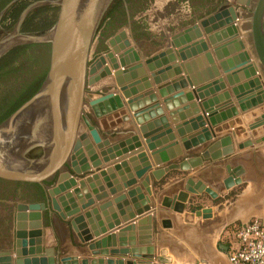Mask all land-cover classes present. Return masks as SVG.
<instances>
[{
  "label": "water",
  "instance_id": "95a60500",
  "mask_svg": "<svg viewBox=\"0 0 264 264\" xmlns=\"http://www.w3.org/2000/svg\"><path fill=\"white\" fill-rule=\"evenodd\" d=\"M16 1L12 0L0 12V19L5 10ZM112 1H36L20 14L13 29L0 38V59L18 46H49L48 69L39 89L0 123V180L46 186L45 193L51 206L49 214L57 213L74 232L90 227L93 235L88 236L85 242L89 243L87 248L92 254H96L93 251L101 245L98 240L91 242L92 238H98L106 233V230H102L101 233L95 232L94 218L96 220L99 218L98 211L105 215V208L112 211L111 201H107L109 197L129 190L127 196L137 195L140 199L141 209L137 208L136 216H141L150 209L147 197L151 194L150 178L158 181L169 170L179 169L187 172L201 166L203 160L217 161L233 154L230 137L225 136L212 141V135L207 133L204 137L210 144L199 157L185 158L177 164L161 168L157 157L170 146H166V149L162 147L172 145L177 148V145L173 144L175 136L171 134L169 126L164 125L168 129L165 132L168 136L165 138L166 134L159 132L161 130L151 131L152 125L146 124L150 113L156 110L160 114L162 111L160 103L144 107L149 97L151 102L156 103L154 92L148 91L151 87L149 77L158 86L161 85L159 79L165 77L173 78L183 72L189 77L188 80L191 82L189 81L188 87L191 91L185 92L188 103H185L180 92L162 101L176 130L194 117L199 121L200 117H206L209 124L219 125L233 116L250 112L264 104V92L261 90L264 86L260 80L261 78L264 80V0H256L252 4L247 52H243L245 49L243 42L236 40L233 42L235 51L231 50V46L228 48L229 53L220 47L219 42L222 38L238 35V28L233 23H236L240 16L236 14L234 8H230L231 18L227 23L214 26L215 31H220L214 35L210 29H206L204 31L206 39L201 38L203 34L199 25L195 24L171 36L165 48L155 55L141 58L131 46L126 33L121 31L107 41L108 51L90 63L91 48ZM237 3L249 7L251 0H236ZM40 6L58 8L54 25L41 35L22 33L21 27L26 15ZM220 11L200 23L203 25L217 18ZM195 38L198 42L194 40ZM203 43H206V46L201 48L199 45ZM209 65V69L202 70L204 66ZM245 66L247 68L243 71L232 72ZM199 69L202 70L201 73ZM95 72L98 73L93 75ZM147 73L150 74L149 77ZM222 74H225L224 79H220ZM256 75L257 78L249 80ZM110 78L117 92L96 96L86 91L95 83ZM245 79L248 81L244 82ZM180 80L186 87L183 79ZM224 81L230 90L219 94L226 89ZM205 83L206 86L199 88ZM209 83L212 84L208 85ZM157 90L162 98L165 97L161 88ZM232 97L237 101L236 107L229 104ZM178 100L184 104L182 109L177 106ZM219 103H222V106H226L227 103L225 111L216 109L215 106ZM86 106L90 108L95 119L112 115L127 106L133 113L132 116L139 127L138 132L150 153L153 165L157 167L156 170L152 171L150 176L146 175L152 169L151 163L146 154L142 153L141 144L136 141L134 135L129 134L130 139L113 144L103 139L84 115ZM173 107L176 112H171ZM163 121L166 123V119ZM200 126H204V123L201 122ZM125 144L128 145V149L123 148ZM185 146L189 148V145ZM244 147V143L238 145V149ZM219 149L221 151H218ZM133 150L135 151L132 152ZM138 161L143 164L142 168H139ZM131 168L135 173L133 176ZM116 172L121 185L116 179ZM123 173L127 174L126 180L122 176ZM243 173L240 167L233 170L230 178L224 182L225 188L240 185ZM52 180L54 181L51 185H46ZM138 180L139 186L133 188ZM188 183L191 185L192 180H188ZM142 190L146 192V197ZM187 191L193 195L204 192L212 198L216 197L211 189L200 183L194 188H188ZM125 197L123 194L113 199V202L117 204ZM45 207L44 203L17 204L13 250L15 264H22L21 261L26 259L44 257L49 258V264H57L50 260L54 253L53 249L45 248L41 237V230L45 224L43 216ZM208 212L198 210L195 216L207 217ZM134 217L135 215L130 213L129 219L132 220ZM151 220V216H144L137 220L136 225L141 226ZM128 221L125 220L126 225L119 228V234L135 229V224L133 222L127 224ZM118 225L116 223V226ZM109 228L112 229L113 226L109 225ZM162 228H171V223L162 222ZM149 251L151 254L146 258L151 260L154 256L152 250ZM62 262L65 264L67 260L60 263Z\"/></svg>",
  "mask_w": 264,
  "mask_h": 264
},
{
  "label": "crops",
  "instance_id": "0c3cea01",
  "mask_svg": "<svg viewBox=\"0 0 264 264\" xmlns=\"http://www.w3.org/2000/svg\"><path fill=\"white\" fill-rule=\"evenodd\" d=\"M224 8L222 7L220 9V15L217 18L207 21L203 25L200 22L196 23L199 25L201 34H203L201 38L206 39L207 35L204 32L206 29H210L212 35L218 32L219 30H214V26L220 23H227V20L231 18L230 8H234L236 14L240 16L236 21L238 35L236 37H230L228 35V38H222L219 42L220 47L225 48L229 53L228 48L231 46V50L235 51L233 49V42L236 40L243 42L245 46L243 52H247L248 30L246 31L244 27H248L247 29H249V25L247 24V26L243 27V19L244 14L247 13L245 10L249 7L238 3L236 4V0H228ZM188 27L190 25L171 32L166 39H163V42L158 40V42H161L160 46L154 45L151 47V50L149 49L150 46L146 47L143 45L141 47L142 50H140L139 47L134 45L135 51L138 52L141 58L155 55L165 48L171 36ZM113 36L112 34H107L100 37L97 34L91 48L90 56L92 55L94 59L108 50L106 43ZM194 40L198 42L197 38ZM205 44L203 43L199 46L202 48L206 46ZM175 56L176 58L178 57L176 53ZM209 68L210 65L207 67L204 66L202 70L206 71ZM246 68L247 66L235 69L232 72L237 73ZM202 70L199 69V73ZM97 73L95 72L93 75ZM147 75V77L150 76L148 73ZM224 76L225 74H222L220 79H224ZM257 77V75L250 77L249 80ZM188 78L186 73L183 72L180 76L159 79L161 80V85L158 86L149 77L151 87L148 91L154 92L156 103L151 102L149 97L146 99L148 103H146L147 105L144 104V107L160 103V109L162 111L160 114L156 110L150 113L146 124L152 125L151 131L157 132L161 130L159 131L161 133L166 132L167 127H164L165 124L169 126L168 129L172 130L171 134L175 136L173 144L177 145V148H174L172 145L162 147L166 149V146H170L166 150H163V153L157 157L161 163L160 167L165 168L169 164H177L185 158L199 157L210 144L206 142L204 137V134L207 133L212 135V141L219 140L225 136L230 137L233 154L217 161H211L210 159L203 160L201 166L187 172L179 169L169 170L158 181L150 178L151 194L147 196L145 194L146 192L142 190L144 196H147L149 199L148 205L150 209L141 216H136V210L141 209L140 199L137 195L127 196V191L129 190H123V193L109 197L107 201H111L110 208H112V211H109V208H105V215L101 211H98L97 215L99 218L97 220L94 218L95 232L101 233L102 230H106V233L101 234L98 238L91 237V242L98 240L101 243L100 247L93 251L96 254H92V251L87 248L89 243L85 242L88 236L93 235L89 226L84 230L74 232L68 223L61 220L57 213H54L51 224L46 221L43 230H41L43 246L47 249H53L54 253L50 258L52 262L63 264V262H60L67 260L65 264H83V262H86V264H92L91 262H95V264H230L227 256L237 247L234 234L236 228L252 219H264V104L250 112L238 114L235 117L233 116L219 125L213 126L209 124L206 117H200V121L194 117L189 119L185 125L181 124L180 129L176 130L170 122V113L164 108L162 101L164 98L172 97L180 92L183 94L185 103H188L185 94L187 90L191 91L188 87L191 81ZM164 79H166L165 82H162ZM180 79H183V82L187 85L186 87L181 84ZM260 80L263 81L264 86V80L262 78ZM247 81L248 79H245L244 82ZM111 84H113V80L104 79L89 87V92H92V94H101V90L104 92L106 90L105 86ZM210 84L212 83L208 85ZM224 84H226V81H224ZM203 86H206V83L199 88ZM158 88L162 89L161 91L165 97L162 98L160 96L157 90ZM228 90L230 88L226 84V89L219 94L225 91L227 92ZM261 90L264 92V89ZM113 92L115 93L117 91ZM236 102L232 97L230 103H228L236 107ZM225 105L227 106V103ZM177 106L179 109H182L184 104L178 100ZM226 106H222V103H219L215 107L218 111L220 109L225 111ZM172 111L176 112L175 107H173ZM132 114L127 106H125L121 111L98 121V127L105 133L114 132L117 134L113 140L109 139V142H112V144L113 142H123L125 139H130L129 134L134 135L137 138L136 141L141 144L140 149H142V153L146 154L148 161L151 163L152 169L146 173L147 176H150L151 172L156 170L157 167L153 165L150 153L143 143V139L138 132L139 127ZM163 119H166V123ZM201 122L204 123V126H200ZM167 136L168 134L165 135V138ZM243 143L245 147L238 149V145ZM132 144L134 145L135 143ZM185 145H189V148ZM123 148L128 149V145L125 144ZM218 151H221V149ZM138 164L139 168L143 167L140 161H138ZM238 167L244 171L240 177L241 184L226 189L224 182L230 178L231 172ZM130 170L133 176L135 173L132 168ZM122 176L126 180L127 174L123 173ZM116 179L121 185L122 183L117 172ZM188 180H192L191 185L188 183ZM198 183L211 189L216 194V197L212 198L204 192L193 195L187 191L188 188H194ZM139 184L140 181L138 180V183L133 188L138 187ZM123 194L126 195L125 199L119 200L115 204L113 199ZM193 204H198L200 209H190L189 206ZM198 210H208L209 212L206 213L207 217L195 216V212ZM130 213L135 215L132 220L129 219ZM45 214L46 211L44 210L43 215ZM144 216H151V222L137 226V220ZM125 220H129L127 224L133 222L135 229H132V231L127 230L119 234V228L126 225L124 223ZM165 221L171 223V228H162V222ZM116 223L119 225L116 226ZM109 225L113 226V228L110 229ZM112 236L115 237L111 239L110 237ZM13 246L14 240L11 249ZM10 250L4 249L3 251L5 252H0V264H15L16 259L12 251L8 252ZM149 250H152L154 256L151 260L146 258L151 254ZM125 251L128 253H124ZM21 263L49 264V258L26 259L22 260Z\"/></svg>",
  "mask_w": 264,
  "mask_h": 264
},
{
  "label": "trees",
  "instance_id": "16d2710c",
  "mask_svg": "<svg viewBox=\"0 0 264 264\" xmlns=\"http://www.w3.org/2000/svg\"><path fill=\"white\" fill-rule=\"evenodd\" d=\"M12 0H0V12ZM40 0H17L5 10L0 21V38L10 32L16 24L20 14L32 3ZM148 0H113L99 28L98 34L103 37L112 34L116 25L127 18L125 4H144ZM207 1V0H199ZM131 3V4H130ZM136 5H133L135 7ZM58 8L53 6L37 7L26 15L21 27L25 34L41 35L46 33L55 23ZM142 34H139V37ZM144 35V34H143ZM102 41V39H101ZM48 45H24L9 51L0 59V123L11 115L19 106L31 98L39 89L48 69ZM54 180L47 182L51 185ZM32 187L34 193L23 192ZM1 197L6 200L26 198L27 203H38L42 192L38 185L19 184L0 180ZM22 192V193H21ZM200 209L196 206L193 210Z\"/></svg>",
  "mask_w": 264,
  "mask_h": 264
},
{
  "label": "rangeland",
  "instance_id": "374dc122",
  "mask_svg": "<svg viewBox=\"0 0 264 264\" xmlns=\"http://www.w3.org/2000/svg\"><path fill=\"white\" fill-rule=\"evenodd\" d=\"M255 1L256 0H252V4ZM227 2L228 0H207L201 2L199 0H148L142 5H138L135 2L130 6L129 4H125L127 9V18L124 19L125 21L121 24L115 26L112 35H116L118 32L124 31L133 48L134 45H136V47H139V49L142 50L141 47L143 45L146 47L149 45V49L151 50V47L154 45L160 46L161 42L164 41L163 39H166L171 32L183 29L187 25L192 26L201 22L208 16L218 12L222 7L224 8L227 5ZM133 5L136 6L133 7ZM251 9L252 5H250L249 8H246V10L244 9L247 13L244 14L243 27L247 26V24L249 25ZM233 24L237 27V22ZM247 28L244 27L246 31L248 30V37L249 29ZM139 34L142 35L139 37ZM158 40L161 42H158ZM107 51L108 50L105 52ZM96 58L93 59L91 55L90 63H92ZM105 88L106 90L104 92L101 90L103 94H93L96 96H103L110 92L114 93L113 91L117 90L113 84L105 86ZM3 91H5V89H1L0 93ZM86 91L89 94H92V92H89V88H87ZM89 112H91L90 108L86 106L84 109V115L87 117L88 114H90ZM82 130H84V128H82ZM27 193H34V189L29 187L26 192H23L22 194L26 197ZM26 201V198L6 200L4 197H1L0 194V252L4 249L11 248L13 240L15 242L17 204H27ZM196 206H198V204H193L189 206V208L193 210Z\"/></svg>",
  "mask_w": 264,
  "mask_h": 264
},
{
  "label": "built area",
  "instance_id": "2783aa9c",
  "mask_svg": "<svg viewBox=\"0 0 264 264\" xmlns=\"http://www.w3.org/2000/svg\"><path fill=\"white\" fill-rule=\"evenodd\" d=\"M237 247L227 256L230 264H264V219H252L235 231Z\"/></svg>",
  "mask_w": 264,
  "mask_h": 264
},
{
  "label": "flooded vegetation",
  "instance_id": "af4514ba",
  "mask_svg": "<svg viewBox=\"0 0 264 264\" xmlns=\"http://www.w3.org/2000/svg\"><path fill=\"white\" fill-rule=\"evenodd\" d=\"M250 5H252V0H251V4ZM250 7V6H249ZM0 21H1V19H0ZM15 26V25H14ZM7 33H5L4 35H6ZM4 35H2V37L4 36ZM149 46V45H148ZM16 48V47H15ZM14 49V48H13ZM12 49V50H13ZM11 51V50H10ZM6 55V54H5ZM90 114H88V116L86 117L89 121H90V123L96 128V130L98 131V133L101 135V137L103 138V139H105V140H109V139H111V140H113L114 138H116V136H117V134L116 133H105V132H103V131H101L100 129H99V127H98V121H100L101 119H95L94 117H93V115L91 114V112H89ZM110 116V115H109ZM107 117V116H106ZM104 118V117H103ZM39 186V185H38ZM39 188H40V190H41V192H42V197H40V199H39V202L38 203H44L45 205H47V207H45V211H46V214L45 215H43L44 217H45V223H46V221L47 222H49L50 224H51V222H52V217H53V215H54V212H52L51 214H49L50 213V210H51V206H50V202H49V200L47 199V196H46V193H45V190H46V186H44V187H41V186H39ZM44 212V211H43ZM9 250L11 249V248H8ZM15 249V245L13 246V248L10 250V251H8V252H13V250ZM1 252H5V251H1Z\"/></svg>",
  "mask_w": 264,
  "mask_h": 264
}]
</instances>
